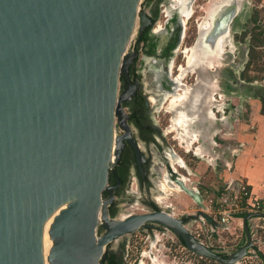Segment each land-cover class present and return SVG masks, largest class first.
Listing matches in <instances>:
<instances>
[{
	"label": "water",
	"instance_id": "95a60500",
	"mask_svg": "<svg viewBox=\"0 0 264 264\" xmlns=\"http://www.w3.org/2000/svg\"><path fill=\"white\" fill-rule=\"evenodd\" d=\"M141 0H0V264H99L107 243L145 226L180 237L185 248L218 264H237L254 244L226 257L202 243L167 207L111 219L109 175L122 139L142 156L123 125L120 76ZM240 10L224 3L200 41L212 50ZM125 132L118 134L117 126ZM167 176L200 209L203 196L176 172ZM104 192L109 198H103ZM105 231L98 233L99 226Z\"/></svg>",
	"mask_w": 264,
	"mask_h": 264
},
{
	"label": "rangeland",
	"instance_id": "374dc122",
	"mask_svg": "<svg viewBox=\"0 0 264 264\" xmlns=\"http://www.w3.org/2000/svg\"><path fill=\"white\" fill-rule=\"evenodd\" d=\"M209 1H193L194 12L185 23L184 35L179 42L178 51L174 55V74L179 75V66L185 65L183 50L193 45L197 37V21L203 17V9ZM165 14L163 7L159 13L161 21L165 18ZM137 25L132 39L136 35ZM228 36L221 65L213 67L210 71H205L206 75L214 78L217 83L215 99L208 107L215 117L207 118L204 114L199 121L192 122L190 129L192 127L199 132L192 147L187 148L179 138L174 125L175 115L168 109V102L163 101L155 112L159 124L164 130L165 138L186 164V170L176 166L178 171L185 174L188 179H198L206 186H213V188L220 186L226 178L224 175L227 171L225 159L232 157L230 153L234 154V148L237 147L240 132L238 118L243 121L241 116L245 117V114L249 113L248 102L255 96V88H259L261 93H264V0H242L240 10L231 23ZM261 38L263 42L260 41ZM132 39L130 43H132ZM205 72L202 74L203 76ZM195 79V74L187 72L181 80L186 85L194 86ZM200 102L202 103V101ZM223 116L226 119H223ZM117 131L119 132V129ZM211 141L213 144H210ZM197 145H202L203 149L209 150L203 156H199L193 150ZM178 156L177 158H179ZM194 180H190L189 183H193ZM162 182L163 177H160L158 184L161 186ZM156 197H159L160 206L167 207L175 217L183 215L189 217L186 223L191 231H194L202 223V219L206 222L202 215H199V217H203L202 219L193 218L200 207L184 192L166 185L165 192ZM203 201L206 206L204 211L208 213L207 200L203 198ZM144 211H146L145 206L134 199L120 204L117 215L120 217ZM224 238L227 239V236ZM128 239L130 240L129 253H132L129 261L133 264H155L156 261L162 264H218L188 251L172 231L162 227L152 230H136L128 235ZM262 241L264 242V239ZM232 246L234 245L231 244ZM235 248L237 247L226 251L231 253L236 250ZM257 248L264 256V243L259 244ZM215 250L223 253L219 249L215 248ZM151 256L155 257V262L152 261ZM237 264H264V259L257 255L256 251L251 250Z\"/></svg>",
	"mask_w": 264,
	"mask_h": 264
},
{
	"label": "flooded vegetation",
	"instance_id": "af4514ba",
	"mask_svg": "<svg viewBox=\"0 0 264 264\" xmlns=\"http://www.w3.org/2000/svg\"><path fill=\"white\" fill-rule=\"evenodd\" d=\"M172 1H142V10L146 12L147 19L138 22L136 35L132 43L129 42L126 51L127 78L121 75L119 85V93L123 96L121 105L125 112L121 123L127 126L129 134L140 150L142 160L138 165L132 145L123 138L118 160L109 175L113 198L107 209L111 219L118 218L120 204L134 199L143 204L146 211L159 209L160 204L156 196L163 192L158 180L164 175L175 177L174 171L169 168L173 166L171 160H176L178 154L165 138L164 130L155 115L156 109L163 101L167 102L172 92L176 93L178 88L186 86L182 82L183 77L179 79L178 74L173 72L174 55L184 35V26L182 15L178 7L171 5ZM163 7L169 12L161 21L159 13ZM214 117L215 114L212 115V119ZM117 129L118 134L125 132L119 125ZM178 157L181 164H174L186 170L185 162ZM196 185L201 194L204 182L197 181ZM103 198H109V193L104 192ZM180 218L184 222L189 219L185 215ZM156 227L158 226L151 225L140 229L152 230ZM104 231L105 228L100 225L98 233L102 234ZM129 234L107 243L99 264H133L129 261L132 255L129 253Z\"/></svg>",
	"mask_w": 264,
	"mask_h": 264
},
{
	"label": "crops",
	"instance_id": "0c3cea01",
	"mask_svg": "<svg viewBox=\"0 0 264 264\" xmlns=\"http://www.w3.org/2000/svg\"><path fill=\"white\" fill-rule=\"evenodd\" d=\"M254 90L256 94L248 102L249 115L245 114L247 117L245 115V117L241 116L243 121L238 118V122H240V132L238 134L237 147H235V151H233L234 154L230 153L232 157L225 159L227 171H225L224 175L226 178L220 186H214L213 188V186H206L204 184L200 191L205 200H207L208 197L214 199L212 206L208 207V214L213 218V221L208 222L206 220V222L202 223L206 228L204 239L208 242L209 246L223 251L230 248L232 249L235 246L239 247L246 242L242 216L235 215L228 227L219 222L218 195L221 189H223L225 182L229 179L243 178L246 180L252 193L261 198V200H264V93H261L259 88H255ZM200 101H202L203 104ZM208 107L209 104L207 105L204 103L203 99L195 103L193 110L199 115L196 121H199L204 114L207 118L212 119V114ZM222 118L226 119L225 116ZM210 144H213L212 141ZM171 162L173 168L178 170L176 167L177 165L174 164L178 162H176V160H171ZM183 175L186 178V182L194 180V178L188 179L185 174ZM163 179H165V175ZM197 181L199 180H194L193 183L189 184L198 188L196 185ZM207 191L209 193H205ZM206 202L208 203V201ZM257 220L258 219H255V221ZM261 220L264 222V219L261 218ZM225 236H227V239L224 238ZM231 244L234 246L231 247Z\"/></svg>",
	"mask_w": 264,
	"mask_h": 264
},
{
	"label": "bare ground",
	"instance_id": "6f19581e",
	"mask_svg": "<svg viewBox=\"0 0 264 264\" xmlns=\"http://www.w3.org/2000/svg\"><path fill=\"white\" fill-rule=\"evenodd\" d=\"M193 1L194 0H173L171 5L176 6L179 9L183 18V26L188 21L189 17L193 14ZM230 0H210L204 7L203 17L197 21V37L190 47H186L184 51L185 65L179 66V79L182 78L187 72L195 74L196 79L194 86L186 85L178 88L177 92H172L168 97V109L175 115L174 125L177 130L178 136L187 148L192 147L193 142L198 138V131L190 126L192 122H196L198 119V113L194 112L193 107L195 103L203 99L204 103L212 104L214 97V91L217 88V83L214 78L209 76H201L206 70L215 66H219L223 60V53L225 46L228 42V35L221 36L220 44L216 50H212L210 46L203 41H200L212 27L214 18L218 14L221 6ZM242 0H236L237 4L241 7ZM168 14V10L166 11ZM181 18V19H182ZM184 34V33H183ZM189 127V128H188ZM197 155L203 156L206 149H203L202 145H197L193 148ZM176 162L180 163V159L176 158ZM166 181V182H165ZM168 186L172 189L179 190L177 186H171L168 178L163 179L160 189L165 192V187ZM198 189V188H197ZM159 201V197H157ZM156 199V200H157ZM161 199V197H160ZM152 257V261L155 262V257ZM157 262V261H156ZM155 264H162L157 262ZM142 264V263H141Z\"/></svg>",
	"mask_w": 264,
	"mask_h": 264
},
{
	"label": "built area",
	"instance_id": "2783aa9c",
	"mask_svg": "<svg viewBox=\"0 0 264 264\" xmlns=\"http://www.w3.org/2000/svg\"><path fill=\"white\" fill-rule=\"evenodd\" d=\"M207 206H212L214 199L212 197L207 198ZM219 206V222L224 226H229L233 217L242 213L262 212L264 213V200H261L258 196L252 193L247 182L243 178L229 179L225 182L223 189L218 195ZM203 217H200L202 219ZM264 216H256L249 219V229L251 238L256 246L264 243V222L261 220ZM255 219H258L255 221ZM202 223L204 220L202 219ZM197 226L194 231H191L195 237H197L202 243L209 246L208 242L204 239V233L206 228L203 224ZM214 249V247L209 246ZM227 255L230 254L227 251ZM219 252V251H217Z\"/></svg>",
	"mask_w": 264,
	"mask_h": 264
},
{
	"label": "trees",
	"instance_id": "16d2710c",
	"mask_svg": "<svg viewBox=\"0 0 264 264\" xmlns=\"http://www.w3.org/2000/svg\"><path fill=\"white\" fill-rule=\"evenodd\" d=\"M263 39H264V38H263ZM263 39L261 38L260 41L263 42ZM245 214H246V213H242V214H239V216H242V217H243ZM178 238H179L181 244L185 247V245H184L182 239H181L180 237H178ZM221 254H222L223 256H225V257L227 256L226 253H221ZM256 254L259 255L262 259H264V256H262V253H261L260 250L256 251Z\"/></svg>",
	"mask_w": 264,
	"mask_h": 264
}]
</instances>
